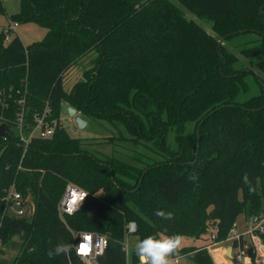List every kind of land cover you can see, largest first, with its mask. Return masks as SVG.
<instances>
[{"label":"trees","instance_id":"trees-1","mask_svg":"<svg viewBox=\"0 0 264 264\" xmlns=\"http://www.w3.org/2000/svg\"><path fill=\"white\" fill-rule=\"evenodd\" d=\"M180 6L211 22L212 33ZM10 19L47 33L29 45L0 33V125L9 127L0 138L1 236L16 253L0 264H66L67 252L48 253L58 244L70 248L76 232L107 237L101 264H127L130 221L139 239L199 238L213 226L215 242H223L240 216L264 212V0H20ZM224 37H248L239 54L260 58L259 77L239 67L240 56L224 42L219 47ZM90 53L84 80L66 90L64 75ZM21 99L25 134L47 107L56 121L54 137L34 138L25 152L10 122ZM64 105L117 130L109 142L144 148L140 165L88 151L63 127ZM70 183L88 197L62 220L58 204ZM13 185L32 195V220L3 216ZM185 255L193 264H215L205 247L185 246L174 257ZM251 260L257 264L256 255ZM132 263H140L134 254Z\"/></svg>","mask_w":264,"mask_h":264},{"label":"built area","instance_id":"built-area-1","mask_svg":"<svg viewBox=\"0 0 264 264\" xmlns=\"http://www.w3.org/2000/svg\"><path fill=\"white\" fill-rule=\"evenodd\" d=\"M18 26V22L12 21L6 26L0 27V33H3L6 42H10L14 38L12 34ZM17 104L19 110L15 115V119L10 120V122L18 129L20 145L24 152L34 138L48 140L54 137L56 121L49 120L51 110L48 107L42 113L35 115L33 127L29 134H25L23 131L25 123L24 100H19ZM2 108L7 110L9 108L8 103L3 101ZM1 120H4L3 116H1ZM87 197L88 194L84 189L72 183L68 184L58 204L60 218L64 220L66 215H73L79 211ZM2 201L4 203L3 216H11L27 221L32 220L35 213V203L31 194L25 195L13 185L6 192ZM246 221L247 226L244 231H237L235 226L228 238L223 242H215L216 234L215 232L211 234V241L205 248L215 260L218 257L219 260L220 258L222 259L220 260L221 264L223 262H228L229 264H251L252 255L249 254V251L253 248L256 261L264 264V243L262 238V235H264V212L259 217ZM2 228L3 224L0 220V257L3 255L4 249L9 248L2 241ZM127 229L128 233L132 235L136 232L137 226L129 223ZM107 243V237L98 232L73 233V242L69 251H67L68 260L66 264H74L70 255L71 252L82 264H101L100 257L104 255ZM225 243L228 245L224 246ZM228 248H232L231 258L227 256Z\"/></svg>","mask_w":264,"mask_h":264},{"label":"rangeland","instance_id":"rangeland-1","mask_svg":"<svg viewBox=\"0 0 264 264\" xmlns=\"http://www.w3.org/2000/svg\"><path fill=\"white\" fill-rule=\"evenodd\" d=\"M3 13H0V27L6 26L13 20L10 19L12 15H16L20 10V0H1ZM184 11L185 15L189 19H194L197 21L202 27H204L208 32L212 33V23L202 21L196 19L191 13H189L184 7L180 6ZM47 33V29L38 25L35 22L28 23H20L16 28V31L12 34L13 37H18L24 45H29L33 42L42 40ZM248 40V37H240L236 38L233 41L224 42V46L236 53L240 56L239 51L242 46L239 48V45H242L244 42ZM94 58V54H89L85 56L84 59L79 60L75 65H73L64 75V87L66 90H70L72 86L84 80L83 72L90 67V61ZM241 63L238 65L239 67H247L253 71H256L254 68V62H258L260 58L254 59H244L240 56ZM264 78V75H263ZM251 83H254V79H249ZM66 106H63L61 111V123L63 127L67 130L69 135L73 138L82 139L84 145L88 151L95 154L101 160L108 161L109 158L115 157L124 162L130 163L132 165H140L136 160L137 157L143 155L145 156L146 150L142 147H138L133 143L124 141V140H116L114 142H109L107 138L110 136L119 137V132L112 128L111 126L106 125L105 123L98 122L89 118L83 117L81 114L80 117L86 121V125L81 128L77 125V122L74 117L70 116L66 110ZM124 135L127 136L124 131ZM144 158V157H143ZM247 226V221L244 216H240L238 218L236 224L237 231H244ZM213 226H210L208 232L203 236L196 237H183L182 244L179 248L185 246H198L205 247L211 241V234L214 233ZM139 238L135 235H130L126 240V252H127V264L132 263V249L138 241ZM264 243V242H263ZM228 245V244H224ZM178 248V249H179ZM16 253L12 251L11 248H5L3 255H1L2 259L11 260ZM213 258V256H211ZM220 260H222L220 258ZM219 258L217 260L213 258L215 264H221ZM225 261V260H224ZM257 264H263L257 262ZM139 264V263H138ZM169 264H193L190 260V255L185 256H176L171 255L169 258ZM222 264H229L228 262H223ZM252 264V260H251Z\"/></svg>","mask_w":264,"mask_h":264},{"label":"clouds","instance_id":"clouds-1","mask_svg":"<svg viewBox=\"0 0 264 264\" xmlns=\"http://www.w3.org/2000/svg\"><path fill=\"white\" fill-rule=\"evenodd\" d=\"M156 215L164 219L172 217L171 212L157 210ZM130 224H135V221H130ZM183 235L175 233L171 235H154L149 234L136 241L132 253L139 259L141 264H169V258L174 255L177 249L181 246ZM69 251L68 245H57L49 251V255L60 254Z\"/></svg>","mask_w":264,"mask_h":264},{"label":"water","instance_id":"water-1","mask_svg":"<svg viewBox=\"0 0 264 264\" xmlns=\"http://www.w3.org/2000/svg\"><path fill=\"white\" fill-rule=\"evenodd\" d=\"M243 32H244V31H243ZM226 39H227V37H224V38H222V39L220 40L219 47L223 44V42H225ZM254 73H255V75H256L257 77H259V75H258V73H257L256 71H254ZM66 110H67V112H68V114H69L70 116H72V117L75 118V120H76V122H77V125H78L79 127L83 128V127L86 125V121L83 120V119L80 117L78 111H77L74 107H72V106H70V105H67V106H66ZM8 132H9V127H8L6 124H2V125H0V138L5 137V136L8 134ZM231 251H232V248H229V249L227 250V256H228L229 258L232 257V255H231ZM249 254H250V255H254V249H253V248L250 249Z\"/></svg>","mask_w":264,"mask_h":264},{"label":"crops","instance_id":"crops-1","mask_svg":"<svg viewBox=\"0 0 264 264\" xmlns=\"http://www.w3.org/2000/svg\"><path fill=\"white\" fill-rule=\"evenodd\" d=\"M198 247V246H197ZM229 249V248H228Z\"/></svg>","mask_w":264,"mask_h":264}]
</instances>
